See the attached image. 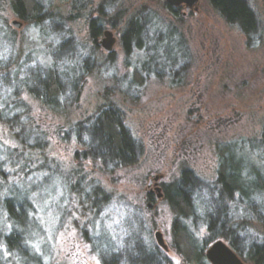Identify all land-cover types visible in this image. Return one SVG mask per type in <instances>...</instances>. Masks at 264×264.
I'll return each instance as SVG.
<instances>
[{
    "label": "rangeland",
    "instance_id": "obj_1",
    "mask_svg": "<svg viewBox=\"0 0 264 264\" xmlns=\"http://www.w3.org/2000/svg\"><path fill=\"white\" fill-rule=\"evenodd\" d=\"M31 1L49 19L35 25L0 0V67L16 70L19 85L0 81V114L17 106L0 121V264H21L2 240L14 226L8 198L24 201L18 229L28 264H101L111 254L130 264L153 247L167 264H185L172 247L175 215L163 186L188 170L216 188L224 147L264 180V0H244L258 26L254 40L208 0L189 9L164 0ZM128 23L144 26L142 49L133 37L124 45ZM46 70L61 80L53 103L28 92L39 93L34 80ZM106 111L133 143V158L111 157L91 132ZM234 201L233 219L246 223L240 211L248 206ZM253 203L263 223L247 221L243 238L264 240V192Z\"/></svg>",
    "mask_w": 264,
    "mask_h": 264
},
{
    "label": "trees",
    "instance_id": "obj_2",
    "mask_svg": "<svg viewBox=\"0 0 264 264\" xmlns=\"http://www.w3.org/2000/svg\"><path fill=\"white\" fill-rule=\"evenodd\" d=\"M208 1L225 22L236 26L247 39L254 40L257 38L258 26L255 16L244 0ZM11 7L17 16L31 19L35 25L49 19L45 14L40 15L36 4L31 0H11ZM168 10L171 13L175 12L171 8H168ZM143 23L145 26L146 22ZM90 26L93 31L98 28L95 23ZM144 26L128 23L126 37H123L124 45L128 46L130 38L133 37L134 46L137 49H142L144 43L141 41L140 32L144 29ZM11 63L14 64L10 62V64L7 63L8 66ZM17 75L16 70L7 72L5 66L0 67V81H10L12 85L17 84ZM60 81L55 73L46 70L42 77L36 76L34 80L39 93L31 89H28V92L33 96H40L39 99H43L46 103H53L55 97L62 90ZM17 87H19L18 84ZM17 87L15 86L11 94L12 99L17 98ZM13 103L14 106L11 107L10 113L6 109L5 113L0 114V121L10 120L8 115L12 114L17 108L16 103ZM99 118V122L92 123L91 132L98 133L99 139L103 142L101 147L108 152L110 151L111 157L121 160H127L128 157L133 158V143L121 127L115 112H100ZM228 153L229 147L219 149L216 188L211 186L205 188L199 184V181L188 170H183L179 180L175 183L163 186L164 199L175 215L172 224V247L182 257L185 264H208L204 256V250L209 244L219 239L225 240L229 249L245 263L264 264V240L257 238L256 235L249 239L251 237L249 233L247 234L248 239H245L246 233L249 231V222L247 221L256 220L258 223H263L260 219L262 218L261 214L258 215L261 211L257 207L253 208L252 205H254V196L264 192V180H262L261 174L253 169L246 174L244 163L232 159L230 155L228 156ZM250 175L253 176V179L249 178ZM235 195H237V201L234 202L238 206L240 204L248 206V210L240 211L241 215L243 214L240 219H248L246 223L245 221L244 223L236 222L233 215L237 213V209L234 208L235 210L230 211V208H228L227 203L232 202ZM23 205L24 201L21 202L17 198L3 200V208L8 218L13 221L14 226L2 240L8 254L13 258L15 257L14 259L21 262V264H28V258L29 261L32 258L29 257V249L23 243L22 230L21 228L18 229L22 226L25 217ZM201 229L206 231L207 237H198V232ZM244 236L245 238H243ZM99 252V255H103L101 251ZM146 254L143 256V253L139 251V256L136 259H131L130 264H167L164 255L155 247L149 248ZM112 255L102 256L101 264H117V258ZM140 255L145 258H139Z\"/></svg>",
    "mask_w": 264,
    "mask_h": 264
},
{
    "label": "water",
    "instance_id": "obj_3",
    "mask_svg": "<svg viewBox=\"0 0 264 264\" xmlns=\"http://www.w3.org/2000/svg\"><path fill=\"white\" fill-rule=\"evenodd\" d=\"M168 6L179 7L184 5L186 9H189L195 4L197 0H164ZM106 37L109 39V35L105 33ZM108 49V47H106ZM155 238L158 244L165 249L161 242V235L159 233L155 234ZM205 257L210 264H242L236 255L221 241H217L210 246L206 251Z\"/></svg>",
    "mask_w": 264,
    "mask_h": 264
},
{
    "label": "flooded vegetation",
    "instance_id": "obj_4",
    "mask_svg": "<svg viewBox=\"0 0 264 264\" xmlns=\"http://www.w3.org/2000/svg\"><path fill=\"white\" fill-rule=\"evenodd\" d=\"M179 7H180V6H179ZM179 7H177V8H179ZM104 35H105V33H104ZM151 192H152V191H150V192H149V196H151V195H152V193H151Z\"/></svg>",
    "mask_w": 264,
    "mask_h": 264
}]
</instances>
